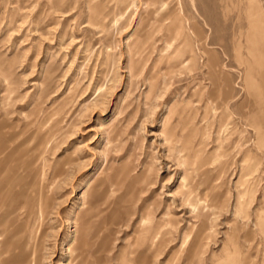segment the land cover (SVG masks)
I'll return each mask as SVG.
<instances>
[{
    "label": "rangeland",
    "instance_id": "rangeland-1",
    "mask_svg": "<svg viewBox=\"0 0 264 264\" xmlns=\"http://www.w3.org/2000/svg\"><path fill=\"white\" fill-rule=\"evenodd\" d=\"M170 8L166 19L152 0H0V118L49 134L39 264H72L80 196L105 177L103 264H264L247 94L263 82L264 0Z\"/></svg>",
    "mask_w": 264,
    "mask_h": 264
},
{
    "label": "bare ground",
    "instance_id": "bare-ground-1",
    "mask_svg": "<svg viewBox=\"0 0 264 264\" xmlns=\"http://www.w3.org/2000/svg\"><path fill=\"white\" fill-rule=\"evenodd\" d=\"M152 2L161 5L166 11L164 14L166 19L173 14V9L170 8L171 0H152ZM98 11L97 7H90V15L95 26L102 25L96 19ZM253 15L254 13L251 14ZM171 29L173 38H176L180 28L174 25ZM250 29L252 34L261 31L255 22L250 24ZM141 49L137 42L128 47L131 68L138 66L139 62L134 57L140 55ZM261 71L262 85H256L253 80L249 81L247 94L254 146L264 155V118L259 121L255 114L258 99L262 98L264 106V69ZM5 121L0 120V264H39L37 249L42 237L40 229L45 220L46 210L49 208V192L51 191L49 187L53 185V182L49 185L40 183L45 176L44 167L40 162L45 145L49 142L47 141L49 134L48 132L40 134L38 129L29 135L27 125L22 130H16L14 125H8ZM30 125H32L31 122L29 127ZM252 161H255L254 158ZM108 181L109 177L99 179L94 186L86 188L80 196L84 208L76 215L74 223L78 236L68 248L72 264H92L91 258H95L93 260L97 264H103L102 248H97L95 245L103 241L101 226L105 209L100 207L106 203V194L110 189ZM200 200L205 201L206 198ZM260 232L264 233V230L260 229ZM196 241H199V236L196 237ZM145 263V255L130 261V264Z\"/></svg>",
    "mask_w": 264,
    "mask_h": 264
}]
</instances>
